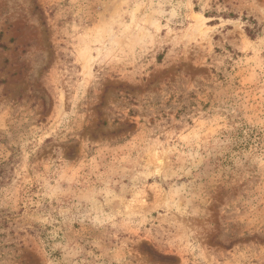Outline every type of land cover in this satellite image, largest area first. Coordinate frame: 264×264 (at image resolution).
Wrapping results in <instances>:
<instances>
[{"label":"rangeland","instance_id":"rangeland-1","mask_svg":"<svg viewBox=\"0 0 264 264\" xmlns=\"http://www.w3.org/2000/svg\"><path fill=\"white\" fill-rule=\"evenodd\" d=\"M0 264H264V0H0Z\"/></svg>","mask_w":264,"mask_h":264},{"label":"trees","instance_id":"trees-1","mask_svg":"<svg viewBox=\"0 0 264 264\" xmlns=\"http://www.w3.org/2000/svg\"><path fill=\"white\" fill-rule=\"evenodd\" d=\"M249 32H251V30Z\"/></svg>","mask_w":264,"mask_h":264}]
</instances>
